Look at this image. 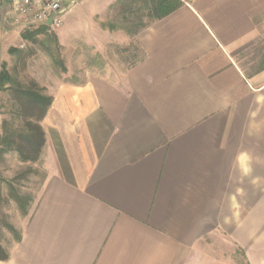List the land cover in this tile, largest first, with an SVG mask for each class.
I'll use <instances>...</instances> for the list:
<instances>
[{
	"label": "crops",
	"instance_id": "1",
	"mask_svg": "<svg viewBox=\"0 0 264 264\" xmlns=\"http://www.w3.org/2000/svg\"><path fill=\"white\" fill-rule=\"evenodd\" d=\"M0 27L27 28L2 11ZM137 38L126 69L47 90L48 178L0 264H237L222 233L264 264V225L251 238L219 224L238 216L234 186L264 178V66L246 74L234 58L264 38V0L183 1Z\"/></svg>",
	"mask_w": 264,
	"mask_h": 264
},
{
	"label": "rangeland",
	"instance_id": "2",
	"mask_svg": "<svg viewBox=\"0 0 264 264\" xmlns=\"http://www.w3.org/2000/svg\"><path fill=\"white\" fill-rule=\"evenodd\" d=\"M79 4L80 0L57 29L40 24L27 26L25 30L0 27V68L5 63L13 77L23 82L36 81L48 95L47 90L56 83H82L87 71L100 73L110 68L120 72L143 56L137 37L154 21L144 16L142 21L147 25L133 30L134 27L120 17L114 3L106 11L98 10L97 13ZM24 31L29 32L33 40L22 38ZM234 58L244 72L250 74L264 64V38L240 49ZM10 112L9 94L0 89V134L2 121L10 120ZM258 172L252 171L250 180L242 179L233 188L232 198L235 199L226 204L225 210L235 209L238 216L221 217L219 223L226 226L236 221L239 225L250 226L251 238L258 237L254 230L258 232L264 225V178L260 182ZM48 173L41 155L35 162H23L13 152L0 154V244L6 251L15 244L11 229L21 234ZM249 181L251 185H245ZM14 194L26 199L25 212L18 207ZM214 241L220 242V253L234 257L237 264H246L238 241L223 233ZM225 241L231 243L230 249L222 245Z\"/></svg>",
	"mask_w": 264,
	"mask_h": 264
},
{
	"label": "trees",
	"instance_id": "3",
	"mask_svg": "<svg viewBox=\"0 0 264 264\" xmlns=\"http://www.w3.org/2000/svg\"><path fill=\"white\" fill-rule=\"evenodd\" d=\"M184 0H117L114 6L117 7L120 17L134 27L133 30L144 28L142 18L146 16L149 20L161 19L178 8ZM37 33V32H36ZM22 38L33 40L32 35L24 31ZM11 49H9L10 51ZM261 64L260 67H263ZM65 69L63 68V71ZM0 89L8 92L11 102V118L4 119L1 124L0 154L13 152L23 162H35L39 159L45 144V134L40 124L52 101L51 96L44 93L36 81L28 80L23 82L13 77L5 67L0 68ZM18 207L25 210L26 199L13 195ZM11 229V227L9 226ZM15 243L20 240V234L11 229ZM9 257L0 244V260L5 261Z\"/></svg>",
	"mask_w": 264,
	"mask_h": 264
},
{
	"label": "built area",
	"instance_id": "4",
	"mask_svg": "<svg viewBox=\"0 0 264 264\" xmlns=\"http://www.w3.org/2000/svg\"><path fill=\"white\" fill-rule=\"evenodd\" d=\"M78 3L79 0H0V11L10 23L57 29Z\"/></svg>",
	"mask_w": 264,
	"mask_h": 264
}]
</instances>
